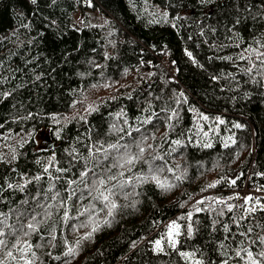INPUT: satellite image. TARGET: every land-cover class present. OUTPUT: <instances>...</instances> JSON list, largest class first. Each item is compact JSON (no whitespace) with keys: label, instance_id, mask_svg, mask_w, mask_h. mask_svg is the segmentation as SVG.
Masks as SVG:
<instances>
[{"label":"trees","instance_id":"16d2710c","mask_svg":"<svg viewBox=\"0 0 264 264\" xmlns=\"http://www.w3.org/2000/svg\"><path fill=\"white\" fill-rule=\"evenodd\" d=\"M91 4L89 7L88 0H36L35 4L32 0H0V93H10L0 95V125H3L0 157L4 159L0 162V185L6 188V178L13 184L24 183L17 173L28 178L42 176L23 191L17 188L0 192V211L8 213L10 208H15L41 212L36 207L38 203H56L46 201L45 195L51 197L59 190L67 197L71 189L65 191L66 181L79 178V171L84 167L79 156L87 157L88 146L95 141H103L105 145L118 141L123 145L147 137L141 145L145 148L144 159L151 161L154 156H161L155 165L183 174V181L165 170L161 179L167 178L177 185L171 191L165 193L153 182L138 187L136 191L140 195L134 197L139 201L136 208H119L112 226L101 225L91 240L82 243L74 257L63 255L67 250L64 241L75 247V241L91 230V227H80L82 222L87 223L88 217L76 211L89 205L90 199L77 202L74 197L69 204L76 207L72 208L66 223L61 220L62 209L59 213L56 208L51 209L53 215L40 225V232L46 236L55 222L56 247L37 250L40 261L43 264H65L67 260L71 264H185L171 249L165 253L154 252L150 241L158 238L165 222L192 211L193 219L200 222L199 231L194 239L183 242L181 250L199 247L201 252L197 258L203 259L204 264H222L227 250L229 264H244L235 257L236 241L244 240L254 256L264 248L258 240L251 243L257 235H264V229L256 226L264 224V211L258 210L241 222L243 230L253 228L247 239L236 235L233 240L231 234L242 230L232 219L240 215L237 210L225 209L224 215L218 217L207 211L195 213L193 205L209 196L227 198L237 193L241 196L244 188L248 189L244 196L264 197V191L256 190L264 186V176L259 175L264 173V87L250 82L232 61L221 59L226 56L235 59L241 49L253 44L254 37L264 33V17L260 15L264 12L261 7L264 0H210L208 3L91 0ZM164 12L168 13L167 23L160 20ZM237 43L239 48L235 46ZM186 50L192 53L196 64L185 54ZM246 63L237 61L240 66ZM229 73L235 75L239 85ZM214 75L220 79L214 81ZM180 91L188 102L178 106L179 121H171L174 127L169 129L167 113L161 109L166 101L169 107H177L175 96ZM89 107L95 110L89 112ZM190 107L211 118L208 122L200 121L209 132L208 137L196 132V117ZM29 114L30 119H23ZM216 116L226 121L218 125L219 134L209 127H216L213 123ZM233 123L243 127L234 128ZM120 128L123 131H118ZM137 128L140 130L136 131ZM41 136L53 146H38L36 141ZM228 136H233L237 143L229 142V147H225ZM176 139L182 140L181 146L172 143ZM205 142H211L212 147H204ZM132 151L139 149L133 145ZM53 155L58 162L55 167H71L65 173L50 169L52 176L62 177L59 180H49L43 171ZM100 161V167L95 168L97 172L110 163L103 156ZM97 162L91 160L90 166L94 167ZM141 170H147L143 161L133 167V172ZM124 171L132 175L127 167ZM234 175L240 178L236 185H230ZM214 183V188L207 187ZM50 184H55L53 192L47 191ZM203 188L207 191H201ZM237 201L228 203L239 205ZM129 202L118 199L121 205ZM181 203L185 206L181 207ZM195 206L206 208L208 205L206 202ZM96 207L99 209L102 205L96 203ZM96 218L104 219L105 212ZM213 219L227 223L231 233H224L220 224L213 231ZM8 222L16 223L14 213H10ZM225 236L229 239L225 240ZM31 241L41 242L39 234L33 235ZM221 243L225 249L220 248ZM49 251L52 256L47 254ZM241 255L247 259L245 253Z\"/></svg>","mask_w":264,"mask_h":264},{"label":"snow or ice","instance_id":"6c2138e0","mask_svg":"<svg viewBox=\"0 0 264 264\" xmlns=\"http://www.w3.org/2000/svg\"><path fill=\"white\" fill-rule=\"evenodd\" d=\"M201 3H208L210 0H200ZM32 3L35 4L36 0H32ZM88 6L91 7V0H88ZM264 8V4L261 5ZM247 11H251L250 8H246ZM155 17L156 13H152ZM262 17H264V12L260 13ZM181 17H177L180 19ZM255 19V17H253ZM160 20L167 23L168 22V13L164 12L160 16ZM153 22H160L154 20ZM237 24L240 23V20L237 19ZM232 31V29H229ZM237 37H239L238 33H234ZM242 40V37H239ZM257 45V46H253ZM253 44H250L247 48L241 49V51L236 55L234 59L233 56L222 57L221 59L230 60L238 67V70L243 73L244 76L248 78L250 82L256 84L258 86L264 87V33L261 34L260 37H254ZM222 47L224 45H221ZM237 48L240 47L239 43L235 45ZM185 54L192 59L193 64H196L197 61L193 57L190 51L185 52ZM211 59V58H210ZM237 61H246L247 63L243 66L237 64ZM228 76L231 77L232 80L236 81V84L239 85L240 81L236 79L235 75L229 73ZM214 81H218L220 79L219 76H212ZM247 82V81H246ZM223 90V89H222ZM10 93H0V95H9ZM245 95H249V93H245ZM131 98V97H129ZM159 99V97H158ZM187 97L185 96L183 91H180L175 96V103L177 107H169L168 101L165 102V107L161 109L162 112L167 113L166 120L167 127L172 129L174 125L170 123L173 120L179 121V110L178 106L181 103H187ZM74 106V105H73ZM95 109L89 107L88 111H94ZM191 112L195 114L196 119L194 120V124L196 127V132L202 134V137H208L209 132L205 131L204 124H201L200 121L208 122L211 118L199 112L194 107H190ZM153 115H156L153 113ZM31 114L23 119H30ZM53 120H57L58 118L53 116ZM67 119V117H65ZM75 119V117H73ZM80 119H84V117H80ZM145 123L149 122V120H145ZM127 123V121H125ZM216 127L209 125L210 129L216 134H219L218 125L226 124V121L219 116H216L213 121ZM3 125H0L2 127ZM232 127L241 129L243 125L240 123H233ZM112 128L115 129L116 125H112ZM139 131L140 129H135ZM118 131H123L122 128L118 129ZM131 135V133H128ZM181 136L184 133L180 134ZM57 138H59V133H57ZM155 138L154 136L152 137ZM147 139V137H142L140 140H134L132 144H119L116 143H108L105 145L103 141H95L92 145L88 146L89 154L87 157L80 155L79 159L84 161V167L79 171L78 179H68L66 181L67 188L65 191H69L68 196L64 197L61 195L59 190L53 192L55 189V184H50L47 191L53 192L51 197L45 195V200H51L56 203H38L36 207L42 209L41 212H36L33 209L32 212H28L25 209H15L10 208L9 212L0 211V264H43V261H40L39 256L37 254V250L42 249L46 246H51L52 248L56 247L54 241L57 240L56 236V226L55 222L51 225V227L47 230V235L40 232V225L44 224L47 220H50L53 213L51 209L56 208L59 213L62 209L61 220L65 223L69 220L70 212L72 208L76 207L75 205H70L69 202L75 197L77 202H80L84 199H90V203L87 206L83 207V210L80 208H76V211L80 216H87V223L82 222L80 227H91V230L85 235L79 237L75 241V247L69 246L68 242L65 240L66 251L63 253L65 257H74L77 254V249L82 245L84 241L91 240L94 234L100 229L101 225H105L107 227H111L112 223L115 221V216L117 210L121 207L128 208L131 207L133 209L136 208V205L139 203L138 200H135L134 197L139 196L140 193L136 191V189L142 186L145 183L153 182L157 186V188L161 189L163 192L167 193L175 188L177 185L171 183L167 178L161 179V175L165 170L171 172L175 179L178 181H183L184 175H177L175 170L172 168H167L155 165V160L162 159L161 156L157 155L152 158L151 161L144 159L145 148L142 147V143ZM189 142L191 140L189 139ZM229 142L231 144H236L237 141L233 136H228L224 140V146L229 147ZM176 146L182 145L181 139H176L172 141ZM133 145L139 149L138 152H133ZM204 147H212L211 142H205ZM151 147V146H149ZM95 149V151H93ZM123 149V151H121ZM175 151V149H173ZM75 152V150H73ZM14 153V150H13ZM73 153H70L72 155ZM100 156H103L104 160H110L108 165H105L101 171L97 172L95 168H99L102 161H100ZM239 156V152H237V157ZM12 159L15 160L16 156L13 154ZM73 159H77V156L74 155ZM91 160H97L96 165L90 166ZM143 161L144 164L147 165V170H141V172H133V167L136 163ZM0 162H4L3 157H0ZM39 163V161H37ZM56 161L55 156H51L44 166V173L48 174L49 180H59L61 176H52L50 169L55 168V171L58 173H65L71 171V167L69 168H59L55 167ZM71 165L72 162L69 161ZM127 167V172L132 173V175H127L124 169ZM179 167V166H177ZM116 169V171H113ZM13 171H16L13 169ZM91 173V175H90ZM20 180H23L24 183H16L13 184L5 179L6 188L4 185H0V192H3L7 189H19L21 191L27 187L28 184L32 183L33 180L39 181L42 179V176L37 175L32 178L25 177L24 174L17 173ZM242 175V174H240ZM259 175L264 176V173H260ZM240 178L238 175L236 179H232L229 183L230 185H236L237 180ZM226 179V178H221ZM216 183H220L217 181ZM76 185L77 187H73ZM83 186L82 188L80 186ZM216 184H210L207 187H215ZM257 191H264V186H259L256 189ZM79 191V195H77ZM201 191H207V188L201 189ZM39 196V191L37 193ZM118 199H123L125 201H130L129 203H125L123 205L118 203ZM243 200L242 204H231L228 201L231 200ZM264 200V197H253L252 195H246L241 197L239 193L234 196H228L227 198L221 197H204L200 200L194 202V211L195 213L200 212H210L216 213L218 217H222L225 213V209L228 212H232L234 209L237 210L240 215L238 217H232L233 221L236 223V227L242 229L238 233H232L231 238L235 240L236 235H239L245 239L253 232L252 227H248L246 230L244 229L242 221L247 220L252 214L256 211H264V203L261 201ZM91 201H95L96 203L102 205L99 209L96 207V203H91ZM207 202V207H196L195 205H204ZM21 203L26 204L27 201H22ZM223 205L217 209L215 205ZM181 207H184V203H181ZM100 212H105V218L102 220H98L96 217L99 216ZM10 213H14L16 216V223L9 224V216ZM95 213V215H93ZM194 213L192 211L187 212L180 217L173 219L169 222H165V227L160 231L158 238L154 241H150L153 245V251L156 253H165L166 249H171L176 252L184 261L185 264H204L203 259L197 258V253L201 252L199 247L193 246L190 251L181 250V246L184 241L192 240L195 238L196 233L199 231L198 225L199 220L193 219ZM39 217V218H38ZM23 218V219H22ZM179 221H184L181 224ZM220 224L223 228L224 233H231V228L227 223H222L217 219L212 220V230H216V225ZM159 222H157V226ZM257 227L264 229V224H257ZM8 229V231H5ZM39 234L40 241L35 244L32 243L31 237L33 235ZM183 237V241L181 240ZM225 240L229 239V236L224 237ZM259 241L261 245H264V235H257L255 240H252L251 243L255 244ZM46 241L47 243H43ZM237 248L234 250L235 257L240 261H244V264H264V248H261V251L258 252L255 256L252 251H249L248 246L245 245L244 240L236 241ZM221 249H225L226 246L224 243L220 244ZM241 253H245L247 259L241 255ZM49 256H52L51 251L47 253ZM202 255V253H201ZM225 259L222 261V264H229V257H227V250L224 253ZM54 259H59L60 257H53ZM65 264H71L70 260L65 261Z\"/></svg>","mask_w":264,"mask_h":264},{"label":"rangeland","instance_id":"374dc122","mask_svg":"<svg viewBox=\"0 0 264 264\" xmlns=\"http://www.w3.org/2000/svg\"><path fill=\"white\" fill-rule=\"evenodd\" d=\"M78 19H79V17H78ZM37 142V145L38 146H42V147H45V145L48 143V141H47V139L46 138H44V137H40V138H38V140L36 141ZM235 177H236V175H234V176H232L230 179L232 180V179H235ZM245 192H247L248 191V189H246V188H244L243 189Z\"/></svg>","mask_w":264,"mask_h":264},{"label":"built area","instance_id":"2783aa9c","mask_svg":"<svg viewBox=\"0 0 264 264\" xmlns=\"http://www.w3.org/2000/svg\"><path fill=\"white\" fill-rule=\"evenodd\" d=\"M246 194L244 190L241 191V197H243ZM243 200H238V203L242 204Z\"/></svg>","mask_w":264,"mask_h":264},{"label":"water","instance_id":"95a60500","mask_svg":"<svg viewBox=\"0 0 264 264\" xmlns=\"http://www.w3.org/2000/svg\"><path fill=\"white\" fill-rule=\"evenodd\" d=\"M53 146V143H48V144H46V147H52Z\"/></svg>","mask_w":264,"mask_h":264},{"label":"bare ground","instance_id":"6f19581e","mask_svg":"<svg viewBox=\"0 0 264 264\" xmlns=\"http://www.w3.org/2000/svg\"><path fill=\"white\" fill-rule=\"evenodd\" d=\"M237 203H238V201H237ZM242 203H243V201H242ZM238 204H240V203H238Z\"/></svg>","mask_w":264,"mask_h":264}]
</instances>
